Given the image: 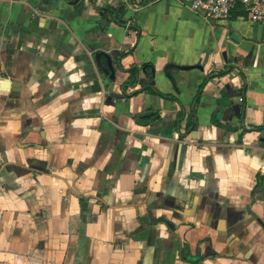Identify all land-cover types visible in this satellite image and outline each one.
I'll return each mask as SVG.
<instances>
[{
  "label": "crops",
  "instance_id": "0c3cea01",
  "mask_svg": "<svg viewBox=\"0 0 264 264\" xmlns=\"http://www.w3.org/2000/svg\"><path fill=\"white\" fill-rule=\"evenodd\" d=\"M0 264H264V26L0 3Z\"/></svg>",
  "mask_w": 264,
  "mask_h": 264
},
{
  "label": "built area",
  "instance_id": "2783aa9c",
  "mask_svg": "<svg viewBox=\"0 0 264 264\" xmlns=\"http://www.w3.org/2000/svg\"><path fill=\"white\" fill-rule=\"evenodd\" d=\"M9 0H0V3ZM160 0H133L136 5L154 4ZM193 11L201 13L208 20H226L234 12L254 24L264 26V0H187Z\"/></svg>",
  "mask_w": 264,
  "mask_h": 264
},
{
  "label": "trees",
  "instance_id": "16d2710c",
  "mask_svg": "<svg viewBox=\"0 0 264 264\" xmlns=\"http://www.w3.org/2000/svg\"><path fill=\"white\" fill-rule=\"evenodd\" d=\"M240 13H241V12H238L239 15H240ZM224 74H225V72H219V73L216 74V76L221 77V76H223ZM207 79H208V78H207ZM207 79H206L205 82L202 84V86H201V90L203 89L205 83L207 82ZM127 84H128V81H127ZM124 85H126V84H124ZM146 89H148L149 91H151V92L154 93V94L161 95V96L166 97V98H171V99H173V100L175 99V98H172L171 96H168V95H165V94L159 92V91L156 90L153 86H147ZM200 95H201V91L199 92V96H200ZM199 96H197V97H198V98H197V101H199ZM159 117H160V115H159L157 112H155V111H149V112H147V113H143V114L139 115V120H140V121L144 120L145 123H150L151 121H154V120L158 119Z\"/></svg>",
  "mask_w": 264,
  "mask_h": 264
},
{
  "label": "water",
  "instance_id": "95a60500",
  "mask_svg": "<svg viewBox=\"0 0 264 264\" xmlns=\"http://www.w3.org/2000/svg\"><path fill=\"white\" fill-rule=\"evenodd\" d=\"M95 57H96L97 63L99 65H101V66L103 65L102 64V61H101L103 57H105L108 60V69L109 70H107V73L111 72L112 73V77H113L114 74H115V72H114V70L112 68L111 57L106 52H104V51H100V52L96 53Z\"/></svg>",
  "mask_w": 264,
  "mask_h": 264
}]
</instances>
